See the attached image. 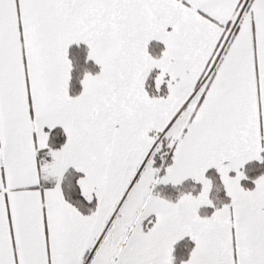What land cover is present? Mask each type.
<instances>
[{"label": "snow or ice", "instance_id": "snow-or-ice-1", "mask_svg": "<svg viewBox=\"0 0 264 264\" xmlns=\"http://www.w3.org/2000/svg\"><path fill=\"white\" fill-rule=\"evenodd\" d=\"M0 264H264V0H0Z\"/></svg>", "mask_w": 264, "mask_h": 264}]
</instances>
